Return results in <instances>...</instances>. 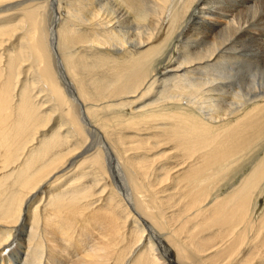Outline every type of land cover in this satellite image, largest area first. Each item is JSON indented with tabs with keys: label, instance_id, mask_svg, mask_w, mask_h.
<instances>
[{
	"label": "bare ground",
	"instance_id": "1",
	"mask_svg": "<svg viewBox=\"0 0 264 264\" xmlns=\"http://www.w3.org/2000/svg\"><path fill=\"white\" fill-rule=\"evenodd\" d=\"M0 264H264V0H0Z\"/></svg>",
	"mask_w": 264,
	"mask_h": 264
}]
</instances>
